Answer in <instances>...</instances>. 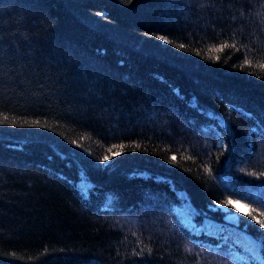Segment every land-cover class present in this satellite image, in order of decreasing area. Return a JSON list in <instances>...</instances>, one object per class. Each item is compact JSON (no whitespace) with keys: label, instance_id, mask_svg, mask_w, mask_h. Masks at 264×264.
Instances as JSON below:
<instances>
[{"label":"trees","instance_id":"obj_1","mask_svg":"<svg viewBox=\"0 0 264 264\" xmlns=\"http://www.w3.org/2000/svg\"><path fill=\"white\" fill-rule=\"evenodd\" d=\"M260 64L264 0H0V264H264Z\"/></svg>","mask_w":264,"mask_h":264},{"label":"snow or ice","instance_id":"obj_2","mask_svg":"<svg viewBox=\"0 0 264 264\" xmlns=\"http://www.w3.org/2000/svg\"><path fill=\"white\" fill-rule=\"evenodd\" d=\"M158 39H160V40H162V41H165L166 43H171V41H168V40L166 39V37H164V36H159ZM179 47H180V48H184L185 45L180 44ZM226 47H233V48H234L235 45H228V44L224 43V44H221V45L219 46V48L212 49V50H215V51H223V49L226 48ZM197 54H199V53H197ZM210 58H213V59H215V60H219V59H220L219 56H216V57H210ZM244 63H245L246 65H250V64H251V61H249V60H245ZM241 67L243 68V65H242ZM258 67H260L261 69H264V64H260V65H258ZM7 121H8V117L5 116V117H4V120H3V121H0V123H2V122H7ZM13 123H15V121H13ZM25 123H27V121H25ZM33 123H35V124H40V121H34ZM71 142H72V143H76V141H71ZM113 148H119V149L122 151L123 148H124V145H123V144H121V145H113L112 147L108 148L107 151H108L109 153H111L112 156H117V155H120V154H121V151H115V152H114V151H113ZM103 159H104L105 161H107V160L110 159V156L105 155V156L103 157ZM169 159H170L172 162H176V155H175V154L171 155ZM253 174H254V173H253ZM261 175H264V173H261ZM240 203H241V201H239V200H233V199H231V198H228V199H225V200L222 202L221 207H224V206H231L232 208H234V209L236 210V212H239L240 209L237 207V205L240 204ZM243 206H244L246 209H248V211L242 213V215L250 216L253 220L256 221V223H258V224L261 226V228H264V219H260V218H258L257 215H254V214H253L256 210H255V209H251L250 206H249L248 204H244ZM259 217H264V211L259 212ZM188 251H191V250L188 249Z\"/></svg>","mask_w":264,"mask_h":264},{"label":"rangeland","instance_id":"obj_3","mask_svg":"<svg viewBox=\"0 0 264 264\" xmlns=\"http://www.w3.org/2000/svg\"><path fill=\"white\" fill-rule=\"evenodd\" d=\"M214 207L218 208V206H214ZM237 207L240 209V211H239L240 213H244V212L248 211L243 205L238 204ZM236 214L237 213H232L231 216H236Z\"/></svg>","mask_w":264,"mask_h":264}]
</instances>
